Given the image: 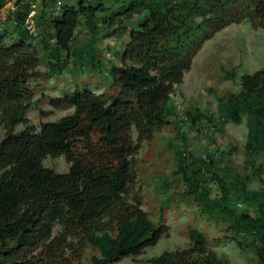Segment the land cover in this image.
<instances>
[{
    "label": "trees",
    "instance_id": "trees-1",
    "mask_svg": "<svg viewBox=\"0 0 264 264\" xmlns=\"http://www.w3.org/2000/svg\"><path fill=\"white\" fill-rule=\"evenodd\" d=\"M10 1L0 0V13ZM117 1L79 0L76 7H65L60 13L46 17L45 8L50 2L41 0L39 20L51 25L56 39L52 72L59 73V66L69 68L75 52L71 44L79 26L97 34L98 15L109 10L107 4ZM202 1L195 0V4L201 8ZM258 3L264 8V0ZM16 4L14 21L21 42L4 46L0 51V107L19 113V118L15 114L10 118L18 124L25 115L26 83L39 59L36 49L28 43L33 38L28 28L32 4L26 0H16ZM135 10L129 7L117 13L107 20L108 26L117 25L121 15H132ZM200 14L204 19L207 17L205 11ZM205 20L211 22V18ZM167 23L169 20L157 8L145 13L139 29L131 33L132 48L122 57L126 61L135 51L137 64L113 65L109 71L108 75L121 84L129 97H116L108 102L91 90L62 96L53 101L55 106L72 107L73 114L46 122L39 130L26 126L0 141V264H38L34 254L53 242L56 226L62 235L85 236L99 252L92 257L93 264H116L138 256L167 235L166 225L156 226L143 210L134 213L123 202L132 178L130 157L136 147L133 128L143 139L170 122L175 116L172 94L189 70L188 61L179 57L166 56L165 61H158L161 50L158 45ZM75 54L81 65L104 72V64L93 45ZM225 78L234 80L236 74L227 71ZM240 83L238 93L220 97L219 117L224 123L239 125L248 116L246 147L248 151L264 154V66L253 74L243 75ZM201 116L196 111L190 117L195 121ZM204 117L213 123V117ZM97 128L101 130L98 148L92 144L90 134ZM79 142L86 147V154L78 149ZM60 155L71 164L67 173L44 166L48 156ZM178 158V173L188 194L207 216L227 223L239 240L242 238L253 248L258 264H264V196L256 216L237 213L230 206L231 189L219 174L215 161L198 159L185 150L178 152ZM248 170L257 169L251 164ZM249 180H242L244 187ZM150 264L225 263L211 250L205 234L192 229L188 248L164 253Z\"/></svg>",
    "mask_w": 264,
    "mask_h": 264
},
{
    "label": "rangeland",
    "instance_id": "rangeland-1",
    "mask_svg": "<svg viewBox=\"0 0 264 264\" xmlns=\"http://www.w3.org/2000/svg\"><path fill=\"white\" fill-rule=\"evenodd\" d=\"M26 1L33 9L28 20L33 38L27 42L36 49L39 65L26 83L24 120L15 124L10 119L17 115L14 110L0 107V141L8 133L21 131L26 126L39 130L46 122L59 121L73 114L72 107L55 106L53 101L62 96L91 90L108 102L116 97H129L108 73L113 65L137 64L135 51L126 61H123V54L132 48L130 36L139 29L143 15L157 8L169 20L159 41L158 61H165L166 56L179 57L188 61L189 70L172 94L175 116L170 122L143 139L133 128L136 147L130 157L132 178L123 202L128 210L134 213L137 209L143 210L156 226L166 225L169 231L155 246L116 264H150L152 259L164 253L186 249L191 244L192 229L205 234L209 247L225 264H258L257 254L245 240H239L227 223L214 220L203 212L188 194L178 173V152L182 150L198 159L215 161L219 174L231 189L230 206L237 213L256 216L264 196V154L248 151L246 147L248 116H244L239 125L224 123L219 117V109L220 97L241 90L243 75L253 74L264 66V8L258 0H203L201 8L195 0L111 2L107 4L109 10L97 17L98 33L92 35L88 28L80 25L71 44L75 52L93 45L104 64V72L81 65L74 52L69 68L59 66V73L51 70V63L55 62L51 57L57 53L56 39L51 25L47 24L48 27L39 20L41 0ZM49 2L45 8L46 17L60 13L65 7H76L79 0ZM129 7L136 9L132 15H121L117 25L108 26V19ZM17 8L16 0H12L0 13L1 53L2 47L21 42L14 21ZM201 11L207 13L205 19L211 18V22L202 17ZM208 24L212 27L208 28ZM227 71L235 72L236 78L226 79ZM196 111L203 117L193 121L190 116ZM205 115L213 117V123ZM100 131L97 128L90 133L96 148L100 143ZM78 149L86 154L87 149L80 142ZM43 164L57 173H67L71 166L64 155L48 156ZM251 164L256 167V172L248 170ZM246 178L250 180L244 187L242 180ZM54 237L52 243L35 252L36 263L93 264L92 257L99 254L81 233L62 235V230L56 226Z\"/></svg>",
    "mask_w": 264,
    "mask_h": 264
},
{
    "label": "built area",
    "instance_id": "built-area-1",
    "mask_svg": "<svg viewBox=\"0 0 264 264\" xmlns=\"http://www.w3.org/2000/svg\"><path fill=\"white\" fill-rule=\"evenodd\" d=\"M29 29H31V27H28Z\"/></svg>",
    "mask_w": 264,
    "mask_h": 264
}]
</instances>
